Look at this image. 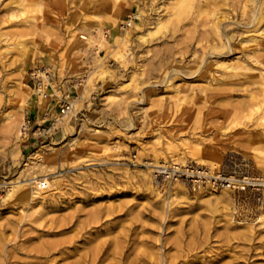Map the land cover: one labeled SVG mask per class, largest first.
Segmentation results:
<instances>
[{
	"label": "rangeland",
	"instance_id": "obj_1",
	"mask_svg": "<svg viewBox=\"0 0 264 264\" xmlns=\"http://www.w3.org/2000/svg\"><path fill=\"white\" fill-rule=\"evenodd\" d=\"M189 160L264 175V0H0V264H71L36 249L87 217L122 264H264L232 193L153 178Z\"/></svg>",
	"mask_w": 264,
	"mask_h": 264
},
{
	"label": "built area",
	"instance_id": "obj_2",
	"mask_svg": "<svg viewBox=\"0 0 264 264\" xmlns=\"http://www.w3.org/2000/svg\"><path fill=\"white\" fill-rule=\"evenodd\" d=\"M45 70H43L44 72ZM38 86L43 93L47 88V73L42 75ZM46 72V71H45ZM60 115H68L74 108L70 95L61 98ZM26 130V127H24ZM156 181L173 187L179 182L193 190L224 191L234 195V214L237 219L246 218L257 221L264 215V175H255L236 169L214 168L199 161H171L153 168ZM42 188H47L46 184ZM3 191L0 189V202Z\"/></svg>",
	"mask_w": 264,
	"mask_h": 264
},
{
	"label": "bare ground",
	"instance_id": "obj_3",
	"mask_svg": "<svg viewBox=\"0 0 264 264\" xmlns=\"http://www.w3.org/2000/svg\"><path fill=\"white\" fill-rule=\"evenodd\" d=\"M204 5L205 4L201 5L200 9H202L203 8L202 6H204ZM258 11H259V9H258ZM215 14H214V16H215ZM259 15H261V14H259ZM257 17L258 16H256V18ZM87 20H88V17H85L84 20H83L82 28L87 27V25H88L87 24V22H88ZM225 20H227V19H226V16L224 15L222 18L218 19L217 21L215 20V21L217 22L218 25H221L222 22L225 21ZM214 29L216 30V28H214ZM127 34H129V33H127ZM225 34H226V36L228 38V43H230L231 35L228 32H226ZM223 36H224V34H223ZM74 38L76 40H78V41L79 40H82V39H88V37L86 35L82 34V33L76 34L74 36ZM89 41H90V39L87 42H89ZM225 43H227V42H225ZM43 70H45V69H41L40 71L43 72ZM45 71L42 73V75H45L46 74ZM258 76H260V75H258ZM24 85H25L24 86L25 89L27 90V95H28V97H27V103H28V98H30V97H32L34 95L35 89L30 84H28V83L27 84L25 83ZM37 89H38V94L40 96L44 95L41 87H39L38 85H37ZM37 89H36V91H37ZM40 99H41V97H40ZM38 100H39V97H38ZM22 106H24V105H21V107ZM203 152H204V148L198 147V149H197L198 155L203 154ZM200 161H202V160H200ZM203 162L205 163L206 161H203ZM218 164L219 163H216V162L213 163L212 162V166L214 168L218 167ZM160 165H162V164H158L156 166H160ZM175 185L178 188H180V189H183V190L186 189V187L182 183L177 182V183H175ZM18 187L19 188L21 187V184L20 183L19 184L16 183V184L9 185L8 191H11V192L13 191V193H14V191L17 190L16 188H18ZM26 196H28L26 190H20L17 193V198H24ZM92 219L87 217L86 219L79 220L78 223L75 222V221H73V220H66V221L61 220L62 221L61 222V225L62 226H65L67 224H71V226H74L77 223V226L74 227L75 234L73 235V237L70 238V239H62V240H57V241H49L48 239H47L48 241H46L44 239L45 241L42 242L41 247H38L36 249V251H37L36 253H41L42 255H44L47 258H49L51 254H54L56 252L57 253H60L61 254L60 257H63V258L64 257H70V256H73V255H77V258L71 264H101L106 259H108V258L110 259L111 256H112L113 261L110 264H122V263H125V262H123V260L127 259L129 257V255H130V253H126L125 252L124 247L121 245V242L116 238V236L112 240L111 239H102V238H101L102 240L101 239L99 240V238L102 235V230L104 228L101 227V229H97L95 231H92L90 229L87 230V228L89 226L90 227L93 226L92 225L93 223L98 222V220H96V218L94 220H92ZM262 221H264V215L260 216L259 220H257L256 223L257 222H262ZM261 227H264V224ZM67 228H65V229H67ZM253 228H254L253 226L250 227L251 230H253ZM106 229H108V228H106ZM72 230H73V228H72ZM83 230H86L87 234L84 233L85 231H83ZM108 231H106V232H108ZM60 232L61 231H59V230H56V231H54V230H51L50 231L49 230L48 231V234H57V233H60ZM252 235H253V233H252ZM97 239H98V242L96 241ZM79 240L83 241L82 242L83 245L81 243L80 244L78 243ZM95 241H96V243H94ZM111 245H113L114 247L110 248ZM141 253L143 254L144 251L141 252ZM144 254H146V253H144ZM198 258L199 257L192 258V259L191 258L190 259H186L185 262H183V263L184 264H193ZM54 259H56V258H54ZM142 259L144 260L143 257L134 256V258L131 259V262L129 263V261H128V263L129 264H136V261L142 260ZM147 259H149V258H147ZM158 259H160V257ZM158 263H160V262H158ZM169 264H178V263H176L175 261H170Z\"/></svg>",
	"mask_w": 264,
	"mask_h": 264
}]
</instances>
